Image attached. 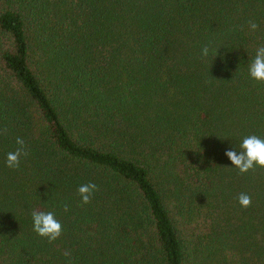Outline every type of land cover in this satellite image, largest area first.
<instances>
[{
  "label": "trees",
  "instance_id": "obj_1",
  "mask_svg": "<svg viewBox=\"0 0 264 264\" xmlns=\"http://www.w3.org/2000/svg\"><path fill=\"white\" fill-rule=\"evenodd\" d=\"M261 44L264 0H0V264H264V170L224 155L264 139Z\"/></svg>",
  "mask_w": 264,
  "mask_h": 264
},
{
  "label": "clouds",
  "instance_id": "obj_2",
  "mask_svg": "<svg viewBox=\"0 0 264 264\" xmlns=\"http://www.w3.org/2000/svg\"><path fill=\"white\" fill-rule=\"evenodd\" d=\"M257 27L255 22H249L250 30L255 31ZM209 51V46L205 45L201 50L202 57H207ZM247 73L251 81L264 84V44L256 48L254 57L248 63ZM16 145L18 147L14 151L6 154L5 167L9 169H18L21 157L28 154L23 138L17 137ZM224 155L239 174H245L253 169L264 170V139L256 135L246 136L238 147L225 151ZM97 190L98 186L95 183L80 185L77 189L80 205L88 204ZM251 199V196L246 193H241L236 197L238 205L245 209L251 206ZM63 207L65 211L68 209L66 203ZM31 219L32 229L39 237L45 238L49 243L60 237L62 225L52 211H33Z\"/></svg>",
  "mask_w": 264,
  "mask_h": 264
}]
</instances>
